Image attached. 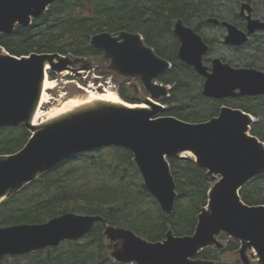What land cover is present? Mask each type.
<instances>
[{"label": "water", "instance_id": "1", "mask_svg": "<svg viewBox=\"0 0 264 264\" xmlns=\"http://www.w3.org/2000/svg\"><path fill=\"white\" fill-rule=\"evenodd\" d=\"M55 1L0 0V33L31 24ZM225 24L229 29L226 42L241 45L248 39L245 32ZM174 32L181 41L179 57L205 77L203 95L216 99L264 95L263 71L235 67L219 57L212 60L210 69L204 63L209 45L201 34L181 19ZM91 45L104 50L112 71L143 81L151 95L146 101L151 108L100 103L37 127L32 117L48 69H73L75 61L58 52L17 56L0 45V127L24 126L32 133L17 153L0 156V203L76 154L120 146L133 152L146 188L171 215L177 184L170 160H190L182 154L190 152L214 181L195 232L182 236L169 230L165 239L150 241L129 228L108 225L105 234L114 244V259L136 264H213L195 256L206 247L220 245L217 237L224 231L243 243L244 264H255L247 255L248 248L255 249L264 264V204L249 205L240 194L245 185L264 175V141L251 133L254 115L224 105L217 116L202 122L158 116L164 105L157 100L168 96L171 87L156 79L171 62L146 44L141 33L128 30L117 35L96 33ZM103 220L100 214L70 211L44 223L0 227V257L81 240Z\"/></svg>", "mask_w": 264, "mask_h": 264}, {"label": "trees", "instance_id": "2", "mask_svg": "<svg viewBox=\"0 0 264 264\" xmlns=\"http://www.w3.org/2000/svg\"><path fill=\"white\" fill-rule=\"evenodd\" d=\"M199 9L193 0H58L31 24L19 25L12 33H0V45L17 56L58 52L83 58L102 53L91 45L92 36L102 31L114 34L122 30L139 31L151 46L152 37L156 36L159 44L156 52L172 62V67L159 77L161 82L172 86L170 96L163 99L168 105L164 114L192 122L207 121L218 115L222 105L231 98L214 99L200 91L180 95L184 87L193 82L192 75L204 80L178 57L173 33L176 20L193 22L190 17ZM164 45L168 49H163ZM49 73L55 76L54 71ZM121 94L127 100H138L123 91ZM233 99L252 100L233 106L257 117L251 132L264 141V95ZM30 136V130L24 126L0 127V156L17 153ZM107 149L114 152L113 157L102 154ZM81 159L89 165L79 162ZM170 162L177 184L175 209L171 215L160 208L146 188L132 151L108 146L74 155L1 202L0 227L44 223L70 211L100 214L104 220L95 224L82 243L65 241L44 250L62 251L63 254L55 255L61 264H127L115 261L109 254L113 245L105 242L108 225L129 228L150 241L163 240L170 229L176 235H191L199 214L208 204L213 182L207 170L194 161L172 159ZM128 175L136 180L135 185L126 182ZM240 194L249 205L264 204V175L245 185ZM238 242L230 244L228 249H236ZM222 254L223 250L209 246L196 258L219 260ZM19 256L22 255L0 257V264L7 258Z\"/></svg>", "mask_w": 264, "mask_h": 264}, {"label": "rangeland", "instance_id": "3", "mask_svg": "<svg viewBox=\"0 0 264 264\" xmlns=\"http://www.w3.org/2000/svg\"><path fill=\"white\" fill-rule=\"evenodd\" d=\"M193 1L195 3H198V0H193ZM190 18L192 21L194 22L196 21L192 17ZM208 30L210 36L213 35L211 29ZM133 32H137V31H133ZM215 56H220L222 58H225L229 62L236 61L237 63H244L245 60L243 51L233 52L228 49H220V50L216 49L215 52L211 53L208 56V59L211 60ZM73 58L75 61V63L73 64L74 69H67L64 72H55L54 77H50V73L48 75L50 79L56 81V85L55 87L49 89L48 91V97L50 98V102L46 103L43 107V109L46 112V115L49 114V112H51L55 107L59 106L63 100L66 101L69 98H73V97L78 98V97L86 96L87 92L84 90V86H89L91 84L93 85L92 88L94 90H96L95 87H97L98 90L100 91H103V89L105 88H111L116 92H118V94L121 96V98L124 101L129 102L131 104L133 103V101L125 99L122 96L121 91L126 93L131 98L138 99L136 100L138 102H142V103L146 102V98L148 97V92L141 84V81L137 78L124 77L112 71L109 68L110 61L105 57L103 52L98 55H93L90 57H83V58L73 57ZM192 76L194 79L193 82L192 81L189 82V85L187 87H184V89L182 90L183 92H181L180 94L181 96L186 95V93L192 94L198 91L202 92L204 81H202L201 78L195 77L194 75ZM249 102H252V100L231 98L229 99L228 102L229 104L228 103L227 104L233 106L236 104H247ZM160 115L163 116L164 111L160 113ZM254 117L257 120V117L256 116ZM112 153H114L112 150L107 149L102 154L113 157ZM188 157L190 158L191 161L195 159L193 154L188 155ZM79 162H83L85 163V165H89V163H86L87 161H84V159H81ZM126 182L129 184H134V185L136 184V180H134V178L131 175H128L126 177ZM217 238L218 241L220 242V245L213 244L211 248L221 249L223 250V254L220 256L219 260H214L213 264H244L241 256V249L243 247V243L241 241L235 239L230 234L224 231H222ZM237 241H239L238 247L234 250H229L228 249L229 245L232 243H237ZM82 242L83 241H81V243ZM105 242L107 245L112 244V241L106 235H105ZM63 248L65 247H61L60 249ZM60 254H63V252L55 251V250L53 252H49L48 250H44L41 253L33 252L30 254L19 256L18 258H13V257L7 258L4 261V264H61L55 256ZM109 254L114 259L113 249L109 252ZM247 255L253 263L262 264L255 249L248 248Z\"/></svg>", "mask_w": 264, "mask_h": 264}, {"label": "flooded vegetation", "instance_id": "4", "mask_svg": "<svg viewBox=\"0 0 264 264\" xmlns=\"http://www.w3.org/2000/svg\"><path fill=\"white\" fill-rule=\"evenodd\" d=\"M198 6L199 12L192 15L196 21L185 24L193 27L201 34L210 46L209 53L215 52L216 49H228L233 52L243 51L244 63H237L236 61L230 63L236 67L256 68L264 72V0H198ZM210 19L217 21L212 22L209 21ZM225 22H229L238 30L248 34V39L241 45L226 42L229 29ZM208 29H211L213 35L210 36ZM173 33L178 54L181 41L176 36L174 28ZM144 38L147 43L146 36ZM152 38L154 43L152 47L156 49V46L159 45L156 41L157 38L156 36ZM162 48L168 49L167 45L162 46ZM208 56L209 54L204 58L206 64L211 63ZM220 58L224 62H229L225 58Z\"/></svg>", "mask_w": 264, "mask_h": 264}, {"label": "bare ground", "instance_id": "5", "mask_svg": "<svg viewBox=\"0 0 264 264\" xmlns=\"http://www.w3.org/2000/svg\"><path fill=\"white\" fill-rule=\"evenodd\" d=\"M48 75L49 74L46 75L45 80L43 82L41 98H40L38 106L36 107L33 117H32V123L37 127H41L49 122L64 118L73 112L86 109V108H90L100 103L126 105L130 107L151 108V105L146 104V103L131 104L129 102H126L121 98L118 92H116L115 90L111 88H105L103 89V91H100L98 90L97 87H95L96 90H94L92 88L93 85L91 84L89 86L84 87V90L87 92L86 96L78 97V98L73 97V98L67 99L66 101L63 100L59 106L55 107L51 112H49V114L46 115V112L43 109V107L46 103L50 102V98L48 97V91L49 89L55 87L56 85V81L53 79H50ZM182 154L190 155L191 153L184 152Z\"/></svg>", "mask_w": 264, "mask_h": 264}]
</instances>
